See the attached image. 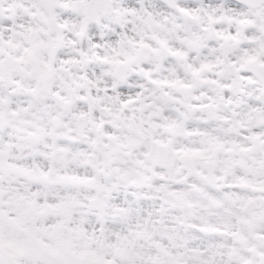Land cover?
I'll return each mask as SVG.
<instances>
[{
	"label": "snow or ice",
	"instance_id": "obj_1",
	"mask_svg": "<svg viewBox=\"0 0 264 264\" xmlns=\"http://www.w3.org/2000/svg\"><path fill=\"white\" fill-rule=\"evenodd\" d=\"M0 264H264V0H0Z\"/></svg>",
	"mask_w": 264,
	"mask_h": 264
}]
</instances>
